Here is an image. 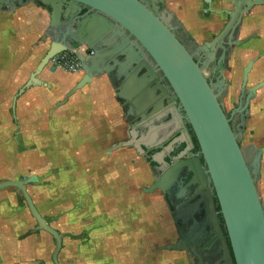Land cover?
Instances as JSON below:
<instances>
[{"label":"water","instance_id":"water-1","mask_svg":"<svg viewBox=\"0 0 264 264\" xmlns=\"http://www.w3.org/2000/svg\"><path fill=\"white\" fill-rule=\"evenodd\" d=\"M151 1L153 7L141 0H33L50 11L46 38L48 36L52 43L28 83L14 98V108L19 95L26 89L44 85L37 82V77L48 67L50 59L63 51H74L84 72L74 91L101 75L111 76L117 85V101L128 108L127 118L134 114L132 103L137 106L136 111L144 115L157 89L166 94L157 82L161 73L173 90L171 98L179 100L185 112V117L178 115L175 122L188 120L201 147L206 168L199 158L184 163L194 175L190 185L199 184L201 199L198 204L206 202L213 224L221 233L214 194L209 189L212 183L237 264H264V204L257 188L264 148L258 153L255 166L250 167L219 101V94L171 25L175 15L169 10L163 11L161 6L166 0ZM254 4H264V0H255ZM83 10L87 15L81 16ZM240 20L241 17L233 29ZM84 47L89 50L87 55L77 51ZM154 82L156 85L152 86ZM175 113L172 112L174 117ZM132 130L136 131L135 125ZM181 134L177 142L193 149L188 130L184 128ZM143 145L142 140L121 141L108 148L107 153L133 147L143 156ZM159 156L161 159L157 161L164 162L163 155ZM34 181L35 177L6 181L0 183V189L13 187L23 194L38 229L56 240L53 263L60 264L58 257L63 235L37 210L27 189L28 183ZM165 183L157 180L144 191L154 193L163 189ZM176 247L168 244L163 248Z\"/></svg>","mask_w":264,"mask_h":264},{"label":"flooded vegetation","instance_id":"flooded-vegetation-1","mask_svg":"<svg viewBox=\"0 0 264 264\" xmlns=\"http://www.w3.org/2000/svg\"><path fill=\"white\" fill-rule=\"evenodd\" d=\"M141 1L153 7L151 0ZM254 1L202 0L192 9L185 3L181 5V17L175 16L171 22L178 38L219 94V101L239 138L247 164L252 168L264 148V4H254ZM28 5L41 8L33 0H0V26L6 28L4 31L16 33L11 23L17 18L23 20V9ZM161 7L163 11L168 10L167 0ZM41 9L50 19V11ZM85 15L87 11L83 10L81 16ZM240 17L238 26L233 29ZM46 39L51 42L48 36ZM157 82L166 94L157 89L156 97L148 102L149 109L144 115L136 111L137 106L132 103L135 111L126 119L129 129L124 140L144 141L143 156L133 147L129 149L145 161L153 183L167 181L163 189L157 191L171 215L175 234L171 242L157 245L156 250L175 254L176 264H237L213 184L210 183L209 189L214 194L221 233L213 224L206 202L198 204L201 199L199 184L190 185L194 175L184 163L199 158L206 168L196 134L188 120L175 122L178 115L185 117V112L180 101L171 98L173 90L161 73ZM155 85L154 82L152 86ZM123 109L126 116L128 108L124 106ZM134 125L136 134L132 130ZM184 128L193 141L191 150L188 144L177 142ZM159 155H163L164 162L157 161L161 159ZM263 163L264 152L261 170ZM149 187L143 188V192L146 193L144 189ZM261 199L264 204L262 196ZM168 244L177 247L163 248Z\"/></svg>","mask_w":264,"mask_h":264},{"label":"rangeland","instance_id":"rangeland-1","mask_svg":"<svg viewBox=\"0 0 264 264\" xmlns=\"http://www.w3.org/2000/svg\"><path fill=\"white\" fill-rule=\"evenodd\" d=\"M8 109L9 130L14 132L18 128L12 122V104ZM68 123L67 128H74ZM52 128L60 129L57 124ZM49 133L50 139H19L27 149L19 155L9 154L8 168L9 174L39 178L41 183L28 187L46 218L66 217L57 229L66 235L60 264H176L175 254L156 250L157 245L172 241L175 230L161 193L142 191L153 183L145 161L129 148L107 153L109 139H95V143L81 139L80 145L90 146L70 151L65 146L80 138H53ZM51 239L47 260L36 264H54L57 242Z\"/></svg>","mask_w":264,"mask_h":264},{"label":"crops","instance_id":"crops-1","mask_svg":"<svg viewBox=\"0 0 264 264\" xmlns=\"http://www.w3.org/2000/svg\"><path fill=\"white\" fill-rule=\"evenodd\" d=\"M200 1L202 0H167V8L175 16L181 17V5L188 3L192 9V6ZM11 24L15 26L16 33L9 34L4 31L6 29L4 26H0V183L35 177L36 181L27 185L28 192L41 216L57 230L65 223L66 217L56 221L57 218L49 219L44 216L28 187L41 183L39 178L35 175L26 177L24 173L22 176H16L14 172L9 174V154L19 155L26 151L27 146L25 147L22 144L23 140L19 139L46 137L50 139L49 132L53 134V138H80V141L70 140L71 143L66 146L65 142H62L70 151L90 146L85 143L80 145L79 143H83L81 139L89 138L90 142H94L95 139L97 142L109 139L111 144L118 138V142L124 141L129 129L127 117L123 106L116 99L117 85L111 76L101 75L83 88L74 91L84 77V72L54 67L50 62L37 77V82L44 85L26 89L19 95L14 108V102L11 101L13 93L15 97L28 83L50 49L51 42L46 39L50 19L40 7L28 5L23 9V20L17 18ZM11 104L12 122L18 128L14 132L9 130L8 107ZM68 120L70 126L74 128L66 127L69 125ZM56 124L60 129L52 128V125ZM75 125L80 127L75 129ZM9 138L12 144H9ZM110 145L105 147L106 152ZM94 147L98 148L96 144ZM100 150L102 151L99 147V153ZM111 172L113 173L112 170ZM258 186L264 200V163ZM155 192L146 194H156ZM23 200H25L23 194L16 188L0 189V264H36L39 260H47L50 240L54 237L38 229L36 219L29 207L28 209L25 207ZM60 233L63 235L61 248L63 253L66 235ZM100 241L99 243H104Z\"/></svg>","mask_w":264,"mask_h":264},{"label":"built area","instance_id":"built-area-1","mask_svg":"<svg viewBox=\"0 0 264 264\" xmlns=\"http://www.w3.org/2000/svg\"><path fill=\"white\" fill-rule=\"evenodd\" d=\"M79 53L84 55L88 54V48L84 47L81 50H77ZM93 54V51L90 55ZM54 67L66 68L72 72L83 71L81 62L77 59L74 51H63L49 61Z\"/></svg>","mask_w":264,"mask_h":264}]
</instances>
